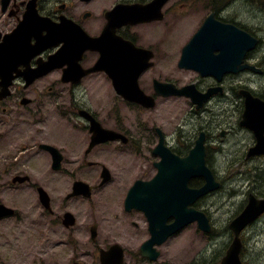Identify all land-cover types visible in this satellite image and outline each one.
<instances>
[{
	"label": "flooded vegetation",
	"instance_id": "flooded-vegetation-1",
	"mask_svg": "<svg viewBox=\"0 0 264 264\" xmlns=\"http://www.w3.org/2000/svg\"><path fill=\"white\" fill-rule=\"evenodd\" d=\"M153 1L0 0V264L198 262L171 260L169 241L185 228L166 237L176 218L157 216L160 207L142 205L129 193L153 180L160 152L187 156L200 137L221 183L218 191L225 184L212 155L258 156L264 105L255 101L248 115L244 92L264 101V86L248 85V76L264 77V39L235 16L231 0H161L151 21L114 29L119 4L137 11ZM200 10L199 20L190 19L200 21L198 28L183 37L184 17ZM211 15L259 41L233 58L213 44L210 71L203 74L184 65L183 49ZM71 28L107 36L94 44L84 36L72 40ZM61 53L66 59L56 61ZM205 183L193 178L189 188ZM117 184L127 187L118 195ZM242 193L236 216L251 195L264 198L247 183ZM213 195L189 208L209 216L201 202ZM247 229L240 233L244 264ZM199 230L213 237V231ZM229 230L222 259L235 238Z\"/></svg>",
	"mask_w": 264,
	"mask_h": 264
},
{
	"label": "water",
	"instance_id": "water-1",
	"mask_svg": "<svg viewBox=\"0 0 264 264\" xmlns=\"http://www.w3.org/2000/svg\"><path fill=\"white\" fill-rule=\"evenodd\" d=\"M160 8L161 0H154L151 4L145 6L140 5L137 11L119 4L114 9V29L129 23L151 21L154 19L153 15ZM213 19L214 16L211 15L183 49L184 65L198 69L203 74H207L210 71L208 59L213 44L222 45L226 55L233 58L239 53L241 57L244 56L245 53L254 49L258 42V38L249 32H245L232 24L215 23ZM78 31L79 34L71 28L72 40H79L84 36L85 41L89 40L90 43H97L107 36V32H104L101 37L92 38L82 29ZM64 59H66V55L63 53L56 57V61H63ZM246 68L256 70L254 66L249 64L246 65ZM136 88L139 89L137 81ZM180 92L189 95L187 88L180 89ZM244 96L246 97L247 114L249 115L256 106L254 102L259 101V99L254 97L250 91L244 92ZM259 116H264V108H262ZM261 146L264 147L263 137L262 139L260 138V143L256 147ZM257 152L263 153L261 150ZM160 157L161 160L156 163L158 172L153 180L150 183H145V190L143 186L137 185L134 190L138 191L135 192L132 189L133 191H130L129 196L134 193L136 200L142 205L150 203L160 207L157 216L164 217L161 212H167L165 217L173 215L176 218V222L167 232L166 237L195 221L198 222L200 229L211 231L210 219L206 213L188 207V204L196 201L200 196L208 194L219 187L212 169L206 165V149L203 138L200 137L198 139L191 153L185 157L173 155L170 151L160 152ZM196 177H204L207 183L200 189H190V181ZM103 179H107V169L103 171ZM82 185L87 186L90 190L87 184ZM263 212L264 199H258L251 195L249 203L244 210L230 222L229 226L233 230L235 238L227 255L222 259V264H242L239 257L241 249L240 233ZM154 232L156 234L159 232V226L156 227Z\"/></svg>",
	"mask_w": 264,
	"mask_h": 264
},
{
	"label": "rangeland",
	"instance_id": "rangeland-1",
	"mask_svg": "<svg viewBox=\"0 0 264 264\" xmlns=\"http://www.w3.org/2000/svg\"><path fill=\"white\" fill-rule=\"evenodd\" d=\"M231 2L236 9L235 16L241 20L242 24L264 39V0H231ZM203 13L204 11L200 10L197 16H189L187 20H185L187 17H184L180 32L183 37L190 35L193 28V30L198 28L200 21L191 20H199ZM166 35L174 36L169 31H166ZM262 49L264 50V44H262ZM258 83L264 86V77L248 76V85L258 88ZM231 140L235 143L237 138H231ZM261 148L264 149V147ZM148 156L151 155L148 154ZM211 161L217 166V173L222 177L225 184L222 190L213 193L211 198L201 202L202 206L207 209L211 222H213V237L209 238L204 235L197 224L189 225L180 235L169 241L171 245L169 249L173 254L171 260L188 262L196 259L199 264H220L226 248L224 244H228L232 239L229 223L240 212L244 184L247 183V186L250 185V187L256 186V189L264 195V154L249 159L240 152L236 154L227 153L212 155ZM259 182L260 188L258 187ZM126 188L117 184L115 194H121ZM246 198L247 195L245 194L244 200ZM109 201L112 209L114 202L112 199ZM245 245L246 264H264V215L256 224L247 229Z\"/></svg>",
	"mask_w": 264,
	"mask_h": 264
},
{
	"label": "bare ground",
	"instance_id": "bare-ground-1",
	"mask_svg": "<svg viewBox=\"0 0 264 264\" xmlns=\"http://www.w3.org/2000/svg\"><path fill=\"white\" fill-rule=\"evenodd\" d=\"M239 28V27H238ZM240 29H242V28H240ZM243 31H245V32H248V31H246V30H244V29H242ZM251 34V33H250ZM251 35H253V34H251ZM254 36V35H253ZM254 37H256V36H254ZM257 38V37H256ZM258 41H259V39H258ZM258 43V42H257ZM255 49V48H254ZM253 50V49H252ZM264 103V101H262V100H259L258 101V104H262V105H264L263 103ZM259 143H260V141H259ZM258 143V144H259ZM262 147V146H261ZM261 147H256V150L258 151V150H261V151H263V153H255L254 155H262V154H264V149H262ZM250 156H251V154H250ZM206 165L208 166V167H210V165H209V163H208V161H207V154H206ZM211 168V167H210ZM213 174H214V177H215V179H216V181L219 183V187L218 188H216V189H213V191H218L219 189H220V187H221V183H220V181L217 179V177H216V175H215V173L213 172ZM202 178H204V177H202ZM205 179V178H204ZM206 180V179H205ZM206 183H207V181H206ZM206 183H205V185H206ZM204 185V186H205ZM202 188V187H201ZM200 189V188H199ZM194 190V189H193ZM205 195H207V194H205ZM202 196H204V195H202ZM202 196H200V197H202ZM253 196H255L256 198H258L256 195H254L253 194ZM199 197V198H200ZM258 199H264V198H258ZM195 202V201H194ZM194 202H192V203H194ZM192 203H190V204H192ZM190 204H188V207H189V205ZM192 209H194V208H192ZM196 210V209H195ZM262 214H264V212L262 213ZM261 214V215H262ZM155 233V232H154ZM241 244H242V241H241ZM242 249V248H241ZM241 249H240V251H241ZM239 256H240V252H239Z\"/></svg>",
	"mask_w": 264,
	"mask_h": 264
}]
</instances>
